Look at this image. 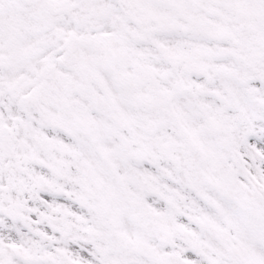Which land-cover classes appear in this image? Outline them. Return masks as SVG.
<instances>
[{
	"label": "snow or ice",
	"instance_id": "obj_1",
	"mask_svg": "<svg viewBox=\"0 0 264 264\" xmlns=\"http://www.w3.org/2000/svg\"><path fill=\"white\" fill-rule=\"evenodd\" d=\"M0 264H264V0H0Z\"/></svg>",
	"mask_w": 264,
	"mask_h": 264
}]
</instances>
